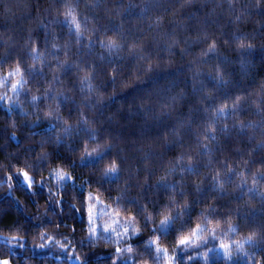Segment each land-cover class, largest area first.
Wrapping results in <instances>:
<instances>
[{"label": "clouds", "instance_id": "clouds-1", "mask_svg": "<svg viewBox=\"0 0 264 264\" xmlns=\"http://www.w3.org/2000/svg\"><path fill=\"white\" fill-rule=\"evenodd\" d=\"M0 264H264V0H0Z\"/></svg>", "mask_w": 264, "mask_h": 264}]
</instances>
